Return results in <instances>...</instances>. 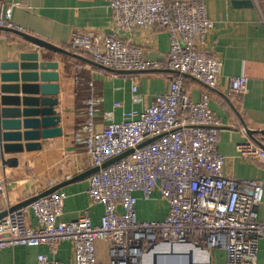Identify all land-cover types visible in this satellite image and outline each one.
I'll return each mask as SVG.
<instances>
[{
  "label": "built area",
  "instance_id": "1",
  "mask_svg": "<svg viewBox=\"0 0 264 264\" xmlns=\"http://www.w3.org/2000/svg\"><path fill=\"white\" fill-rule=\"evenodd\" d=\"M105 1L112 17L110 33L75 30L67 50L110 70L163 69L172 77L165 91L153 95L141 111L123 112L119 121L113 112H100L95 84L87 83L83 121L73 131L72 141L81 149L85 165L97 169L88 177L86 193L92 206L103 208L99 223L91 222L88 210L75 221H61L66 196L55 191L0 219V250L46 246L55 255L61 242H70L72 259L67 264H97L98 246L105 250L108 264H142L151 247L168 242L221 250L225 264H255L259 242L264 241V222L256 219L262 184L225 174L227 160L218 151L222 123L209 107L210 96L207 92L192 101L183 89L185 78L208 91L216 89L221 78L222 64L207 50L214 28L205 3ZM250 1L264 26V0ZM15 6L0 1V28L18 30L12 22ZM154 27L168 36L169 50L160 61L150 60L130 39H119L120 34L131 38ZM80 70L81 66L76 67L74 83L79 81ZM247 84L246 76L230 77V94L242 97ZM130 92L133 104L142 102L135 85ZM121 107L120 102L112 103L113 109ZM236 157L264 168V138L259 144H238ZM136 193L142 201L158 193L167 204L166 216L158 221L138 220ZM29 214L34 226L28 223ZM31 264L62 263L40 254Z\"/></svg>",
  "mask_w": 264,
  "mask_h": 264
},
{
  "label": "crops",
  "instance_id": "2",
  "mask_svg": "<svg viewBox=\"0 0 264 264\" xmlns=\"http://www.w3.org/2000/svg\"><path fill=\"white\" fill-rule=\"evenodd\" d=\"M6 4H17L12 10V22L21 32L30 34L60 48H66L71 33L75 30L109 34L111 31V11L105 0H0ZM205 3L207 16L213 23V31L207 39V50L220 60L221 78L216 89L208 91L203 85L185 78L183 89L192 101H198L204 93L209 94V107L222 123L219 132L218 151L226 158L224 172L236 180H252L262 184V197L256 210L257 221L264 222V168L248 164L236 157V146L245 141L259 144L264 138V26L253 7L236 8L231 0H199ZM119 39L142 48L150 60L160 61L168 50V36L157 27L146 32H138L128 38L120 34ZM35 47L8 31L0 30V64L14 61L22 52H34ZM44 61L58 64L57 95L55 107L60 118L58 126L61 136L39 141L37 151L18 154H4L0 157V213L36 194L47 191V186H61L57 191L65 194L63 222L75 221L85 211H89L91 222L97 225L103 214L100 205L92 206L87 196L88 177L66 184L71 179L90 170L81 156V149L72 141V133L83 121L84 101L88 96L87 83L93 81L101 104L100 112H113L115 121L122 119L123 112L142 110L153 95L162 93L170 79L159 74L133 73L127 75L102 72L92 64H86L73 57L39 50ZM79 81L73 82L76 67ZM168 74V75H167ZM246 76L247 92L236 98L229 92V78ZM137 87L142 102L133 104L131 86ZM21 95H19L20 97ZM120 102L122 107L113 109L112 103ZM100 112L98 113L100 115ZM245 130V134L241 130ZM255 131L251 137L248 131ZM21 132H23L21 130ZM22 144H25L22 142ZM3 160L4 164L1 163ZM12 160V162H10ZM82 168V172L77 173ZM70 176L69 179L66 177ZM52 187V188H53ZM137 198L136 215L141 221L162 220L167 212V204L158 193L151 200ZM28 223L34 226L32 214ZM165 246H157L161 250ZM204 251V252H203ZM205 251L210 264H225L226 256L221 250H192V263L205 264ZM43 254L50 259L67 264L72 259V245L61 242L55 255L46 246L5 248L0 250V264H31ZM106 252L97 247V264H108ZM160 260V259H159ZM158 260V261H159ZM142 264H146V257ZM255 264H264V241H260Z\"/></svg>",
  "mask_w": 264,
  "mask_h": 264
},
{
  "label": "water",
  "instance_id": "3",
  "mask_svg": "<svg viewBox=\"0 0 264 264\" xmlns=\"http://www.w3.org/2000/svg\"><path fill=\"white\" fill-rule=\"evenodd\" d=\"M232 6L236 8L252 7L250 0H231ZM21 37L35 47L34 52H22L14 61L0 64V157L4 154H18L23 151L32 152L41 148L39 142L61 136V128L58 126L60 118L55 107L58 104V64L56 62L44 61L38 54L39 50H45L56 54L70 56L86 64L115 74L127 75L140 73L135 71H115L97 65L91 60L72 54L69 51L55 46L42 39L19 30L2 29ZM19 95H21L19 97ZM21 130L23 132H21ZM255 131H248L251 137ZM264 134V132H259ZM252 139V137H251ZM24 142L25 144H22ZM126 154L114 158L107 164L115 162ZM12 162V160H10ZM1 163L4 164L3 160ZM97 169H91L71 179L66 184L82 180L95 173ZM61 186H56L24 200L6 211L0 213V219L8 212L23 208L38 197L47 196L57 191ZM157 246H165L161 250H155ZM203 250L202 246H191L190 244L179 245L168 242L151 247L146 254V264H158L161 258L180 259L181 264L192 263V250ZM204 252V251H203ZM205 253H207L205 251ZM205 264H210V257L205 254Z\"/></svg>",
  "mask_w": 264,
  "mask_h": 264
},
{
  "label": "bare ground",
  "instance_id": "4",
  "mask_svg": "<svg viewBox=\"0 0 264 264\" xmlns=\"http://www.w3.org/2000/svg\"><path fill=\"white\" fill-rule=\"evenodd\" d=\"M158 264H181L180 259L161 258Z\"/></svg>",
  "mask_w": 264,
  "mask_h": 264
},
{
  "label": "trees",
  "instance_id": "5",
  "mask_svg": "<svg viewBox=\"0 0 264 264\" xmlns=\"http://www.w3.org/2000/svg\"><path fill=\"white\" fill-rule=\"evenodd\" d=\"M64 49L67 50V47H66V48L64 47ZM67 51H68V50H67ZM70 53H71V52H70ZM72 54H77V53H72ZM77 55H80V54H77ZM80 56H81V55H80ZM102 72H106V71L102 70ZM108 73H111V72H108ZM145 73L150 74V72H145ZM152 73L155 74V75L159 74V76H161V75H162V76H165L167 72H166L165 70H163V69H159L158 71H151V74H152ZM169 74H170V75H168V74H167V75L170 76V77H172V74H171V73H169Z\"/></svg>",
  "mask_w": 264,
  "mask_h": 264
}]
</instances>
